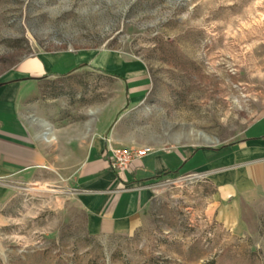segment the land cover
Here are the masks:
<instances>
[{
  "label": "rangeland",
  "instance_id": "1",
  "mask_svg": "<svg viewBox=\"0 0 264 264\" xmlns=\"http://www.w3.org/2000/svg\"><path fill=\"white\" fill-rule=\"evenodd\" d=\"M60 51L144 67L151 88L134 123L153 150L224 148L264 118V0H0V82L22 60ZM91 82L93 100L119 90L111 78ZM193 174L155 179L135 231L96 237L74 171L11 178L0 264H264V168L245 173L233 224L219 211L237 198L221 200L205 173Z\"/></svg>",
  "mask_w": 264,
  "mask_h": 264
},
{
  "label": "crops",
  "instance_id": "2",
  "mask_svg": "<svg viewBox=\"0 0 264 264\" xmlns=\"http://www.w3.org/2000/svg\"><path fill=\"white\" fill-rule=\"evenodd\" d=\"M93 76L114 79L119 90L108 99L100 88L93 100ZM150 88L140 63L114 54L95 59L68 51L43 52L22 60L0 82V202L2 184L11 178L39 170L74 171L87 234H126L143 220L148 184L205 173L219 188L221 200L237 198L219 211L220 219L233 224L240 216L237 204L245 173L250 178L253 170L264 168V118L224 148L154 150L134 161L130 172H115L107 148L143 146L134 117ZM93 106L100 109L94 113Z\"/></svg>",
  "mask_w": 264,
  "mask_h": 264
},
{
  "label": "built area",
  "instance_id": "3",
  "mask_svg": "<svg viewBox=\"0 0 264 264\" xmlns=\"http://www.w3.org/2000/svg\"><path fill=\"white\" fill-rule=\"evenodd\" d=\"M149 146L129 147V148H107L110 155L109 167L115 172L131 171V164L136 160H142L153 152ZM195 174L184 175V178L195 177Z\"/></svg>",
  "mask_w": 264,
  "mask_h": 264
},
{
  "label": "bare ground",
  "instance_id": "4",
  "mask_svg": "<svg viewBox=\"0 0 264 264\" xmlns=\"http://www.w3.org/2000/svg\"><path fill=\"white\" fill-rule=\"evenodd\" d=\"M194 134V133H193ZM196 134V133H195ZM194 136V135H193ZM196 139H198L199 141H202L203 143H208V142H211V140H209L208 137H206L204 134L202 133H199L195 136ZM28 191H31V192H34V193H37V194H41V193H44L45 191L46 192H49L47 191L46 189L44 188H36V189H30Z\"/></svg>",
  "mask_w": 264,
  "mask_h": 264
},
{
  "label": "water",
  "instance_id": "5",
  "mask_svg": "<svg viewBox=\"0 0 264 264\" xmlns=\"http://www.w3.org/2000/svg\"><path fill=\"white\" fill-rule=\"evenodd\" d=\"M208 144H211V142H208Z\"/></svg>",
  "mask_w": 264,
  "mask_h": 264
}]
</instances>
